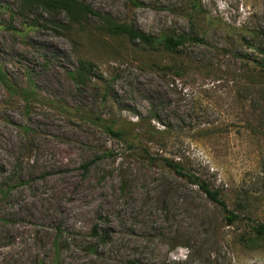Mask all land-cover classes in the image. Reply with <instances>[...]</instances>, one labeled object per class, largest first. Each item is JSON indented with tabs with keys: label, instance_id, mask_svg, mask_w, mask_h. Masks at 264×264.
<instances>
[{
	"label": "rangeland",
	"instance_id": "1",
	"mask_svg": "<svg viewBox=\"0 0 264 264\" xmlns=\"http://www.w3.org/2000/svg\"><path fill=\"white\" fill-rule=\"evenodd\" d=\"M80 1L198 41L143 46L0 0V66L34 98L0 82V264H264V0Z\"/></svg>",
	"mask_w": 264,
	"mask_h": 264
},
{
	"label": "trees",
	"instance_id": "2",
	"mask_svg": "<svg viewBox=\"0 0 264 264\" xmlns=\"http://www.w3.org/2000/svg\"><path fill=\"white\" fill-rule=\"evenodd\" d=\"M20 4L18 13L31 14L35 9H43L48 12L64 13L70 23L79 27H84L90 20L99 23L100 28L111 36H123L128 38L132 43H138L143 46H154L155 44H164L169 50H176L180 45L187 41H198L186 34H181L178 38L170 36H153L141 29L136 28L132 24L120 23L113 18L112 15L102 13L96 10L92 5L80 0H16ZM261 70L264 71V62H259ZM93 64L89 61L81 59L79 67L71 73V77L77 84H82L89 79L92 72ZM0 82L3 83L8 91L12 94H19L23 97L27 106L34 100L32 92L28 88H17L10 82L6 72L0 66ZM19 91V92H18ZM105 127L113 136L122 139L126 142L132 141L130 132L127 128L116 127L115 123L106 124ZM167 165L177 174L186 177L193 184L199 187L207 194L214 202L223 207L227 220L230 225H233L240 218V215L228 208L226 202L222 198L219 190L213 189L206 180H203L195 174L187 173L184 167L178 162L166 160ZM254 231L257 236L264 239V223L257 222L254 226ZM59 241L55 243L57 247ZM59 249V248H58Z\"/></svg>",
	"mask_w": 264,
	"mask_h": 264
}]
</instances>
